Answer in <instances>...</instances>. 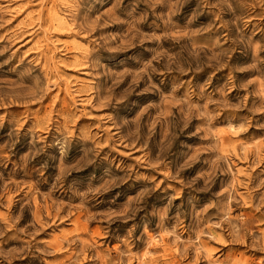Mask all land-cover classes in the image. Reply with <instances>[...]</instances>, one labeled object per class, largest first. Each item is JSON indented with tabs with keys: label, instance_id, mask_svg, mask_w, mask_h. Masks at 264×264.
Instances as JSON below:
<instances>
[{
	"label": "rangeland",
	"instance_id": "1",
	"mask_svg": "<svg viewBox=\"0 0 264 264\" xmlns=\"http://www.w3.org/2000/svg\"><path fill=\"white\" fill-rule=\"evenodd\" d=\"M0 264H264V0H0Z\"/></svg>",
	"mask_w": 264,
	"mask_h": 264
}]
</instances>
